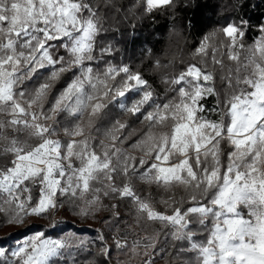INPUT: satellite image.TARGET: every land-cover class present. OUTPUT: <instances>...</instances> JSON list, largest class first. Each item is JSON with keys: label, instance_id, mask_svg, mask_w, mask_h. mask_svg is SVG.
<instances>
[{"label": "snow or ice", "instance_id": "snow-or-ice-1", "mask_svg": "<svg viewBox=\"0 0 264 264\" xmlns=\"http://www.w3.org/2000/svg\"><path fill=\"white\" fill-rule=\"evenodd\" d=\"M174 7L145 0L144 11ZM102 31L87 0H0V227L65 206L118 218L120 204H105L117 200L169 229L172 264H264V25L250 43L235 22L204 35L193 62L160 78L163 94L129 65L94 66L112 54L98 50ZM159 242L155 231L130 250L148 256ZM86 243L39 231L0 247V262L55 264Z\"/></svg>", "mask_w": 264, "mask_h": 264}, {"label": "trees", "instance_id": "trees-1", "mask_svg": "<svg viewBox=\"0 0 264 264\" xmlns=\"http://www.w3.org/2000/svg\"><path fill=\"white\" fill-rule=\"evenodd\" d=\"M87 2L98 7L102 16L103 31L97 38L98 50L110 47L112 52L94 66L103 67L107 63L129 65L134 71L141 72L160 94H163L165 88L160 78L170 76L193 62L192 50L204 35L229 22H235L246 27L245 41L250 43L258 35L260 26L264 25V0H175L174 8L156 10L150 14L144 11L145 0ZM245 21L246 26L243 23ZM156 61H159V68L155 67ZM223 63V70L219 66L215 69L216 87L221 92L226 86V81H222L221 76H227L230 66L234 68V63L226 54ZM62 86L63 84L58 85ZM211 102L209 98V106ZM117 112L118 110L112 109L113 116ZM119 118L127 122L133 120L130 114ZM136 127L142 130L144 125L137 124ZM56 138L62 141L67 139L63 133ZM152 191L157 193L155 188ZM105 204H120L118 218H113L111 211L104 210L97 212L94 217L82 218L65 206L54 211L48 218L36 217L30 221L32 217H29L23 225L0 227V247L10 253L24 239L39 231H45L52 238L75 233L87 243L83 248L73 247L63 259L56 260L55 264H147L149 259L154 264H172L176 249L169 247L170 237L166 239L169 229L158 224H147L143 220L137 221L134 218V208L129 203L105 200ZM56 212L59 216L53 219ZM53 221L58 222L56 228L51 226ZM155 231L160 233V242L156 248L149 249V255L145 256L141 247V254L133 256L130 250L133 241H143ZM101 235L104 236V241L100 240ZM116 240H121L128 247L117 249ZM105 246L109 249L107 255L102 253Z\"/></svg>", "mask_w": 264, "mask_h": 264}, {"label": "rangeland", "instance_id": "rangeland-1", "mask_svg": "<svg viewBox=\"0 0 264 264\" xmlns=\"http://www.w3.org/2000/svg\"><path fill=\"white\" fill-rule=\"evenodd\" d=\"M87 118V116H85V119ZM66 137V136H65ZM134 155H136L137 157H139L140 156V154H137V153H134ZM59 216V213H54V215H53V219H56L57 217ZM36 219V217H32V218H30V221H33V220H35ZM27 239V238H26ZM25 240V239H24ZM23 242V241H22ZM21 242V243H22Z\"/></svg>", "mask_w": 264, "mask_h": 264}]
</instances>
